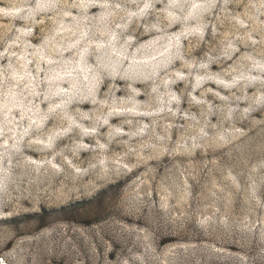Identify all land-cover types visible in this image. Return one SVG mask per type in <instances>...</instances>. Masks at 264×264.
<instances>
[{
  "label": "rangeland",
  "instance_id": "rangeland-1",
  "mask_svg": "<svg viewBox=\"0 0 264 264\" xmlns=\"http://www.w3.org/2000/svg\"><path fill=\"white\" fill-rule=\"evenodd\" d=\"M0 255L264 264V0H0Z\"/></svg>",
  "mask_w": 264,
  "mask_h": 264
},
{
  "label": "built area",
  "instance_id": "built-area-1",
  "mask_svg": "<svg viewBox=\"0 0 264 264\" xmlns=\"http://www.w3.org/2000/svg\"><path fill=\"white\" fill-rule=\"evenodd\" d=\"M0 264H10L6 257L0 255Z\"/></svg>",
  "mask_w": 264,
  "mask_h": 264
},
{
  "label": "trees",
  "instance_id": "trees-1",
  "mask_svg": "<svg viewBox=\"0 0 264 264\" xmlns=\"http://www.w3.org/2000/svg\"><path fill=\"white\" fill-rule=\"evenodd\" d=\"M47 217V214L44 212L42 216H40L41 219L45 220V218ZM88 224V223H85ZM163 244H165V242H162Z\"/></svg>",
  "mask_w": 264,
  "mask_h": 264
}]
</instances>
